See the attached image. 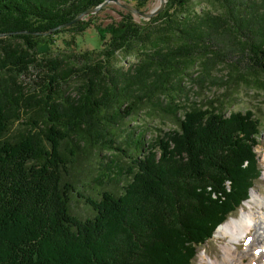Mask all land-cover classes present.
I'll use <instances>...</instances> for the list:
<instances>
[{
	"label": "trees",
	"instance_id": "trees-1",
	"mask_svg": "<svg viewBox=\"0 0 264 264\" xmlns=\"http://www.w3.org/2000/svg\"><path fill=\"white\" fill-rule=\"evenodd\" d=\"M104 1L0 0V264H190L262 173L253 112L189 102L183 82L207 86L240 53L264 87V0H167L141 22L123 8L97 26L100 49L41 48L44 32H83L89 19L56 27ZM167 113L176 127L152 142L141 125L120 134L129 118ZM108 147L127 162L89 174Z\"/></svg>",
	"mask_w": 264,
	"mask_h": 264
},
{
	"label": "rangeland",
	"instance_id": "rangeland-1",
	"mask_svg": "<svg viewBox=\"0 0 264 264\" xmlns=\"http://www.w3.org/2000/svg\"><path fill=\"white\" fill-rule=\"evenodd\" d=\"M122 2L127 3L124 0ZM134 3V1H131L128 4L134 6ZM159 3L160 0H149L147 4L141 8V10L150 11L151 9H154L156 6H158ZM196 6L200 8L207 5L205 2H202L201 4L197 3ZM121 10H123V7L118 3L114 1L108 2L104 6L100 7L97 12L95 11L88 13L84 15L80 20H78L82 21L83 19H89L90 24L83 32L74 33V31H64L53 34V31H51L49 33L43 34L40 46L43 49L50 50L49 55L51 56H53L57 52L63 54L64 52H68L71 49H74L76 51L100 49L102 42L98 36L99 34L97 31V26H105L111 22H117L121 18ZM141 18V16L135 15L136 21L141 22ZM71 24L73 23L68 24L67 22L66 24L60 25L58 29L67 27ZM239 54L240 53L233 54L232 57H229L225 63L218 64L216 67H214L212 72L213 79L207 81V86L200 88L193 80H187L183 82V89L186 90V93L189 96V102H201L202 100L205 101L212 98H219L221 100H224V103L226 105L224 107L227 114H229L230 110H240L242 112L251 110L255 117L260 121V133L258 134L257 138L259 141L255 145L254 149L256 153L255 158L257 161V164H255L261 168L262 173L258 178H255L253 180V186L249 190L248 199H246L236 211L231 213L227 221L237 218V216L243 209L248 210L250 207H253L256 210L257 207L255 203L249 200L252 191L257 193L256 195L264 197V87L252 81L251 78H253V76L251 74L244 73V61L243 59H241L242 57ZM235 60L241 61V63L239 64V70L231 75L229 73L231 62ZM134 61H136V58L127 57L125 60H120L119 64L124 65V68L126 69L128 65ZM194 73V76L201 74V64L194 67ZM37 77V69H33L31 73L23 76V85L25 83L28 89H30L31 85L34 84V79H36ZM254 77H258L264 80V74ZM72 91H74V89ZM181 98H184V96H182ZM127 122H130L131 128H127V131L125 132H120V134H123V137L129 139L128 133H130L131 129L134 128V126L141 125L142 128L146 129V133L144 135L145 139L151 142L154 140L157 134H161L163 133V131H167L176 127L175 122L172 121V117L169 113H167V117L158 116L157 114L142 115L138 121L133 120V118H129L127 119ZM18 124L19 123H16L14 128H16ZM117 140L118 141L115 144L118 145V147L120 145H124V143H120V141H122L121 137L118 136ZM115 155H117L119 158ZM120 160L121 162H119ZM122 162H127L126 156L120 151L108 147L100 153L99 157H96L92 161V164H89L91 171L88 172L90 174L95 166H97L98 164L102 165L103 163L109 166L115 165L114 168L117 170L118 168L116 167H119V164H121ZM122 173L124 176V173H126V171H123ZM73 206L77 212H80L81 214H88V211L86 212L85 209L86 204L82 200L75 202ZM225 222L226 221H224L223 223ZM216 233V231L215 233L213 232L210 237H208L201 245L198 246L196 255L194 256L190 264H211L201 259L200 254L202 251H205L212 258L222 259L221 244L223 243L234 244L236 251L241 253H244L246 248H250V239L252 236L251 232L249 233V236L245 238V240H242L237 244L234 239L229 240V237L226 235L225 237L221 236V238L215 235ZM257 248L259 249V253H263L264 250L262 249L261 244L257 246ZM242 260L244 262L247 261L245 257L242 258Z\"/></svg>",
	"mask_w": 264,
	"mask_h": 264
},
{
	"label": "bare ground",
	"instance_id": "bare-ground-1",
	"mask_svg": "<svg viewBox=\"0 0 264 264\" xmlns=\"http://www.w3.org/2000/svg\"><path fill=\"white\" fill-rule=\"evenodd\" d=\"M256 194L252 191L249 198L255 203L256 210L253 207L248 210L243 209L237 218L221 223L215 230L217 232L215 235L219 237L226 235L229 240L234 239L236 244L245 240L251 232L250 248H246L244 253H241L236 251L234 244L223 243L221 244L222 259L212 258L202 251L200 255L203 261L211 264H264V251L259 253L257 248L260 244L262 249L264 248V197ZM244 257L247 259L245 262L242 260Z\"/></svg>",
	"mask_w": 264,
	"mask_h": 264
},
{
	"label": "water",
	"instance_id": "water-1",
	"mask_svg": "<svg viewBox=\"0 0 264 264\" xmlns=\"http://www.w3.org/2000/svg\"><path fill=\"white\" fill-rule=\"evenodd\" d=\"M116 2L118 3L119 5H121L124 9H127L129 11H131L133 14L135 15H139L141 16L142 18H145V19H149L151 18L152 16L158 14L159 12H161L164 8H165V5H166V2L167 0H160V3L158 6H156L154 9H151L150 11H144V10H140V9H137V7L131 5V4H128V3H124L122 2L121 0H106L104 1L102 4H99L98 6H95L93 8H89L85 11H83L82 13H80L78 16H76L73 20H70L68 22V24L70 23H74L78 20H80L84 15L88 14V13H91V12H97L100 7L104 6L105 4H107L108 2ZM59 27V26H58ZM56 27V28H58ZM51 31V30H50ZM50 31H47V32H44V33H48Z\"/></svg>",
	"mask_w": 264,
	"mask_h": 264
}]
</instances>
